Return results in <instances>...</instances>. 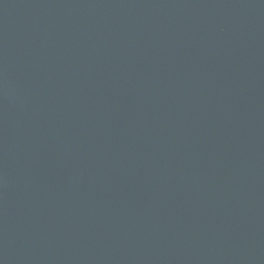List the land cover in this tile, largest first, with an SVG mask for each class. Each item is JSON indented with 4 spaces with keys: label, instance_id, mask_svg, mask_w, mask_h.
<instances>
[{
    "label": "water",
    "instance_id": "95a60500",
    "mask_svg": "<svg viewBox=\"0 0 264 264\" xmlns=\"http://www.w3.org/2000/svg\"><path fill=\"white\" fill-rule=\"evenodd\" d=\"M0 264H264V0H0Z\"/></svg>",
    "mask_w": 264,
    "mask_h": 264
}]
</instances>
